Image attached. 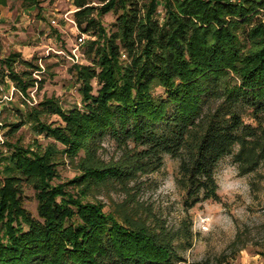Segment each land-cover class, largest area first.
Masks as SVG:
<instances>
[{
  "label": "trees",
  "instance_id": "trees-1",
  "mask_svg": "<svg viewBox=\"0 0 264 264\" xmlns=\"http://www.w3.org/2000/svg\"><path fill=\"white\" fill-rule=\"evenodd\" d=\"M78 5L82 32L104 39L88 47L99 70L75 66L84 111L65 113L45 100L27 118L64 146L61 153L79 158L81 174L72 183L96 188L127 182L160 170L170 155L180 160V183L193 207L217 198L216 170L226 157L243 174L264 164V0H110L99 15H117L111 34L86 0ZM161 5L163 21L156 18ZM8 76L22 86L13 71ZM92 80L100 86L97 95ZM48 114L63 124L42 122ZM26 122L12 125L13 132ZM108 136L132 146L128 159H100ZM58 155L57 149L41 154L21 145L0 150V264L183 261L176 234L164 225L119 217L54 187ZM24 181L36 189L37 217L24 208Z\"/></svg>",
  "mask_w": 264,
  "mask_h": 264
},
{
  "label": "rangeland",
  "instance_id": "rangeland-1",
  "mask_svg": "<svg viewBox=\"0 0 264 264\" xmlns=\"http://www.w3.org/2000/svg\"><path fill=\"white\" fill-rule=\"evenodd\" d=\"M79 1L36 0L29 5L8 0L0 5V150L6 154L10 145L41 154L57 149L54 187L62 186L84 203H100L105 212L119 217L128 215L153 227L164 225L177 236L175 245L183 258L179 264H264V164L243 174L233 157H226L216 170L217 198L193 207L186 203V190L180 183V160L170 155L164 157L158 171L140 173L123 183L86 188L71 182L81 174L79 158L61 153L64 146L38 133L28 121L29 112L45 100H54L65 113L84 111L82 82L75 66L98 67L88 47L93 41L102 44L104 39L79 28L76 14L83 9ZM109 1L86 0L107 34L115 31L117 15L99 14ZM140 2L148 5L150 0ZM164 17L161 5L156 18L163 21ZM81 37L84 42H80ZM126 59L123 55L122 60ZM10 71L26 85L25 92L8 76ZM92 85L97 95V80H92ZM21 121L27 122L13 132L12 125ZM41 121L52 127L63 124L56 114L44 115ZM130 149L132 146H121L108 136L98 156L106 164L121 163L128 159ZM21 184L24 208L37 217L36 189L25 181Z\"/></svg>",
  "mask_w": 264,
  "mask_h": 264
},
{
  "label": "built area",
  "instance_id": "built-area-1",
  "mask_svg": "<svg viewBox=\"0 0 264 264\" xmlns=\"http://www.w3.org/2000/svg\"><path fill=\"white\" fill-rule=\"evenodd\" d=\"M55 23V21H53ZM80 42H84V39L81 37L80 39Z\"/></svg>",
  "mask_w": 264,
  "mask_h": 264
}]
</instances>
